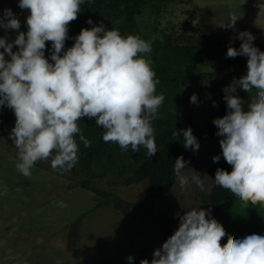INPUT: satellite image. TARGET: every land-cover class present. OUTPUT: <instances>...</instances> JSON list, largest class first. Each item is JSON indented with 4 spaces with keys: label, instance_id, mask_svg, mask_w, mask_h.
I'll list each match as a JSON object with an SVG mask.
<instances>
[{
    "label": "clouds",
    "instance_id": "1",
    "mask_svg": "<svg viewBox=\"0 0 264 264\" xmlns=\"http://www.w3.org/2000/svg\"><path fill=\"white\" fill-rule=\"evenodd\" d=\"M83 2L18 0V7L28 13L26 33L20 31L21 22L10 8L0 14V28L17 32L11 43L6 36L0 37V108L7 106L14 112L15 126L9 137L17 149L15 167L24 177H31L35 164L48 159L53 170L70 171L79 159L76 136L85 148L91 146L80 127L85 118L94 119L104 130L105 143L132 152L143 146L150 158L157 154L152 121L165 97L156 94L159 80L147 58L151 41L139 35L124 36L100 23L82 28L65 50L69 24L78 18ZM240 17L230 11L220 27L234 29ZM234 39L241 41L240 47L230 43L226 57L246 56L247 71L223 89L227 114L213 120L216 135L222 137V156L232 168L230 172L217 168L214 184L232 193L245 208L264 206V51L254 46L255 37L248 31ZM46 42H51L50 60L45 57ZM14 46L18 51H13ZM5 53L10 59H5ZM238 89L254 92L247 109ZM190 102L197 103L196 94ZM181 132L183 146L198 151L200 144L191 127L174 128L172 139ZM212 159L217 163L221 156ZM188 163L180 156L173 166L182 190L190 183L184 174L185 168L190 169ZM191 170V181L204 191L205 179ZM59 206L66 204L61 201ZM177 216L178 229L154 250L150 262L142 259L140 264H264V235L237 239L210 218V208H192ZM225 236L227 242L222 244ZM127 259L131 264L134 258Z\"/></svg>",
    "mask_w": 264,
    "mask_h": 264
},
{
    "label": "rangeland",
    "instance_id": "2",
    "mask_svg": "<svg viewBox=\"0 0 264 264\" xmlns=\"http://www.w3.org/2000/svg\"><path fill=\"white\" fill-rule=\"evenodd\" d=\"M199 5V0H152L143 8L137 22L143 33L153 39L165 42L168 37L180 45L195 44L203 39L196 21ZM6 8L16 14L21 22L20 31L26 33L27 11L18 7V0H0V14ZM5 36L11 43L17 32L0 28V37ZM147 58L151 59V54ZM5 59H10L6 53ZM245 63L224 70L198 64L180 84L183 92L180 102L170 107L179 129L187 128L189 122L209 125L219 118L223 89L233 78L246 73ZM193 94L197 95L196 104L190 102ZM237 94L247 99L254 92L248 94L238 89ZM14 126L15 116L0 127V264H119L123 255H153L171 236L165 223L150 215L138 216L136 209H122L114 202L94 209L103 197L92 187L113 192L126 202L143 204L174 219H179L177 213L183 215L192 208L207 206L211 193L208 187L213 188L214 184L209 169L217 164L212 158L218 155L219 138L199 142L198 151L187 149L195 160L189 164L190 169H184L190 182L186 189L182 190L176 181L165 198L151 200L145 195V181L127 184L128 175L92 178L91 188H83L75 185L82 173L76 174L74 167L68 172L53 170L51 159L37 162L31 177H24L15 167L17 149L9 137ZM191 169L205 179L204 191L191 181ZM205 174L208 177H203ZM61 201L66 207L59 206ZM81 215L78 238L70 240L71 225Z\"/></svg>",
    "mask_w": 264,
    "mask_h": 264
},
{
    "label": "trees",
    "instance_id": "3",
    "mask_svg": "<svg viewBox=\"0 0 264 264\" xmlns=\"http://www.w3.org/2000/svg\"><path fill=\"white\" fill-rule=\"evenodd\" d=\"M151 2L152 0H84L80 6L81 12L78 18L69 24V39L65 42V50L74 44V38L82 28H91L100 23H103L105 28L119 30L124 36L139 35L142 39L151 41L150 60L156 78L159 80L156 85V94H163L165 97L157 118L152 121L157 154L152 158L148 157L147 150L143 146L138 152H132L130 148L128 151H121L118 144L103 141L104 130L96 125L94 119L85 118L80 122V127L85 137L91 141V146L85 148L79 140V136H76L79 146V159L73 170L76 174L82 173L78 176V180H75V185L83 188H91L90 181L92 178L103 179L128 175L125 181L127 184L145 181L147 182L146 198L161 200L169 194L177 181L173 171L176 158L183 156L186 161H189L187 167L195 160V157L188 153L183 146L182 132L178 138L172 139V132L174 128L179 129V125L176 123V116L170 111V107H174L177 102H180L179 99L183 94L180 84L185 81L186 76L198 64L219 66L221 70H224L227 67L246 65L247 57L227 58L226 53L229 45H222L216 36L213 38L202 35L203 39L195 44L189 42L187 45H180L179 42H173L168 37L165 42H161L144 34L137 22V17L143 8L150 5ZM194 12L193 14H195ZM89 19L93 21V24L87 23ZM232 47L238 49L240 46ZM15 51H18V46ZM51 52V42H46L45 57L50 58ZM223 97L224 93L221 98L219 118L227 114V105ZM241 98L246 102L245 109H247V101L250 97ZM14 116V112L7 106L0 108V127L11 122ZM187 126L192 128L193 135L198 142L222 138L216 135L218 129L213 123L198 125L189 122ZM218 155L221 156V159L209 169L213 179L217 168H223L229 172L232 170L231 166L224 160L221 148ZM92 188L103 197V200L94 209L114 202L116 207L122 209H136L138 216L150 215L162 221L171 230V235L179 227V219L157 213L146 208L143 204L126 202L113 192H107L96 187ZM209 208L211 209L210 218H215L223 225L229 235L237 239H242L250 234L264 235V206L249 204L248 208H245L232 193L213 184L205 209ZM82 218L83 215L79 216L76 222L71 225L70 240L71 238L73 241L77 240ZM226 242L227 236L223 238L221 243ZM127 257L129 255H123L119 264H129ZM132 257L134 259L131 264H140L142 259H147L150 262L153 255L143 254Z\"/></svg>",
    "mask_w": 264,
    "mask_h": 264
},
{
    "label": "crops",
    "instance_id": "4",
    "mask_svg": "<svg viewBox=\"0 0 264 264\" xmlns=\"http://www.w3.org/2000/svg\"><path fill=\"white\" fill-rule=\"evenodd\" d=\"M199 2L196 21L199 23L201 35L207 37L214 35L224 46L230 43L232 46H240L241 41L234 37L241 31H248L255 37L254 46L264 50V0H225V3L221 2L222 4L219 0H199ZM230 11L241 15L235 28L220 27L228 21Z\"/></svg>",
    "mask_w": 264,
    "mask_h": 264
}]
</instances>
